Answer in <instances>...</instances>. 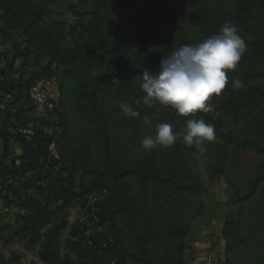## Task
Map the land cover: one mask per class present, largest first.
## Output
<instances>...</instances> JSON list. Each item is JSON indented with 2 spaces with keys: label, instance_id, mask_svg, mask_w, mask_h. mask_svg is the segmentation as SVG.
I'll return each mask as SVG.
<instances>
[{
  "label": "trees",
  "instance_id": "trees-1",
  "mask_svg": "<svg viewBox=\"0 0 264 264\" xmlns=\"http://www.w3.org/2000/svg\"><path fill=\"white\" fill-rule=\"evenodd\" d=\"M202 1L191 10L184 0H84L93 9L67 23L48 20L55 0H0L1 45L13 52L0 49V199L22 211L9 239L27 249L39 246L44 264H185L173 255L175 237L182 239L185 229L174 231L166 214L172 197L182 200L204 190L186 146L178 141L168 153L120 156L149 110L141 99L142 71L159 67L173 50L177 30L194 46L225 21L238 27L246 51L227 72L226 87L210 98L214 111L203 119L236 152L252 150L264 159V0ZM129 25L138 32L137 43L129 40ZM237 69L248 71L253 83L235 89ZM51 79L58 81L57 101L31 118L37 105L30 87ZM120 103L139 117L125 116ZM219 110L244 119L248 134H221ZM75 123L87 125L92 137L80 140ZM232 203L236 210L223 227L225 239L264 225V162ZM76 205L90 223H69ZM105 226L111 237L98 230ZM67 229L62 251L55 250ZM257 262L264 264V253ZM0 264H19V256L0 254Z\"/></svg>",
  "mask_w": 264,
  "mask_h": 264
},
{
  "label": "rangeland",
  "instance_id": "rangeland-1",
  "mask_svg": "<svg viewBox=\"0 0 264 264\" xmlns=\"http://www.w3.org/2000/svg\"><path fill=\"white\" fill-rule=\"evenodd\" d=\"M184 2L191 10L202 6L203 3L202 0H184ZM52 7L53 13L48 20L54 22L64 20L67 23H75L84 17L83 13L93 9V5H85L84 0H55ZM126 30L129 33V40L137 43L136 28L129 25ZM245 36H249V32H246ZM1 42L0 37V49L7 51L11 56L13 52L9 44L2 46ZM185 44L192 45L186 42L181 31L177 30L173 50ZM18 63L19 60L16 65ZM235 76H238L245 84L253 83V79L247 77L248 71L237 69L233 77ZM38 84L54 102L57 101L60 89L56 79L41 81ZM45 113L44 108L37 106L29 113V116L36 118ZM201 117H204V113L197 112L194 118ZM216 117L222 121L219 129L221 134L240 139L248 134L247 125L240 116L228 115L219 110ZM52 118L58 121L56 117ZM188 118L190 117L177 114L170 106L155 103L149 107L147 114L139 123L132 141L122 145L120 156L125 159H134L151 151L168 153L174 145L158 146L151 151H146L141 147L140 141L145 135H154L155 126L158 123H169L174 131H179ZM74 122L86 121L74 119ZM74 133L80 140L92 137V131L82 123H75ZM1 145L0 139V154ZM206 147L207 152L203 157H200L195 148L186 147L185 150L186 156L193 163L195 176L204 190L197 196H186L182 200L179 197L171 198L169 212L168 215L166 214L170 225L174 231L185 229L182 239L175 237L173 255L175 258L181 256L185 264H209L211 261L216 264H228V259L233 260V264H258L257 255L264 253V225L244 228L239 231L238 237L233 236L230 239L224 238L222 230L229 221L234 220L231 214L236 210V206L232 203L234 195L247 190L249 181L262 166L264 159L252 150L236 152L221 135H216L214 142H206ZM11 149L14 152L19 151L18 145L13 142H11ZM53 153L57 155L55 149ZM19 212L22 211L14 203L6 205L0 199V254L5 258H11L14 254L18 255L19 264H44L38 257L39 246L27 249L18 239H9L19 225ZM68 220L70 224L77 220L90 223L89 214L77 205L70 209ZM98 230L107 231L108 236L111 237L112 232L109 226L98 228ZM68 236L69 229L61 234L59 243H56L53 248L62 251ZM179 246L182 251L177 252Z\"/></svg>",
  "mask_w": 264,
  "mask_h": 264
},
{
  "label": "clouds",
  "instance_id": "clouds-1",
  "mask_svg": "<svg viewBox=\"0 0 264 264\" xmlns=\"http://www.w3.org/2000/svg\"><path fill=\"white\" fill-rule=\"evenodd\" d=\"M246 48L238 27L225 21L216 34L202 42L194 46L182 45L162 56L156 70L144 69L141 75V88L145 93L141 98L143 104L148 107L155 103L170 106L177 114L190 118L179 131H174L169 123H158L155 134L145 135L140 141L141 147L151 151L158 146L171 147L180 141L186 147L195 148L203 157L207 152L206 142L216 139L215 126L206 123L202 117L194 118L195 114L214 111L210 98L213 94L219 95L226 87L227 72L237 68ZM232 85L239 90L243 82L237 76ZM140 102L135 101L137 105ZM119 107L127 117L140 115L128 103H120Z\"/></svg>",
  "mask_w": 264,
  "mask_h": 264
},
{
  "label": "built area",
  "instance_id": "built-area-1",
  "mask_svg": "<svg viewBox=\"0 0 264 264\" xmlns=\"http://www.w3.org/2000/svg\"><path fill=\"white\" fill-rule=\"evenodd\" d=\"M29 97L34 104L44 109H51L53 107V99L40 87L38 83L30 87ZM209 264L216 263L211 261Z\"/></svg>",
  "mask_w": 264,
  "mask_h": 264
}]
</instances>
